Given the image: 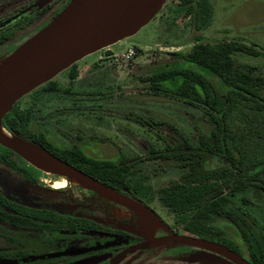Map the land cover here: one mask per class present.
<instances>
[{"label": "flooded vegetation", "instance_id": "1", "mask_svg": "<svg viewBox=\"0 0 264 264\" xmlns=\"http://www.w3.org/2000/svg\"><path fill=\"white\" fill-rule=\"evenodd\" d=\"M45 1L0 0V61L29 38L31 29L44 20L49 23L71 0ZM33 23L36 24L26 34L20 35V31ZM72 66L60 73L66 86L55 81L57 75L24 96L25 103L22 98L17 101L9 112L16 125L11 131L3 129L20 138L38 139L48 153L80 171L87 161L78 159V153L89 160L120 164L119 161L126 158L122 151L115 148L106 154L99 151L100 148L94 150L92 135L78 132L65 135L64 139L71 144L68 147L54 142L45 131L51 122H61L58 115L61 103L68 99L59 94L62 91L72 94L73 82L80 78L78 73L73 79ZM76 69L79 70L77 66ZM132 158H127L129 170L138 175L142 162L134 163L130 161ZM138 178L141 177L138 175ZM101 183L146 210L137 212L74 185V181L56 172L40 170L0 145V264H169L168 259L175 251H181L180 246L207 251L169 241V238L181 236L215 243L223 236L218 226V233L212 236L192 234L186 230L189 220L181 228L175 227L164 211L177 214L162 204H153L148 194L137 193L115 180ZM261 197L264 198V194ZM157 201L160 203L158 197ZM254 225V219L247 218L245 255L230 246L226 248L250 264H264V230L258 236ZM230 226L237 235L236 229ZM224 258L226 264H234Z\"/></svg>", "mask_w": 264, "mask_h": 264}, {"label": "rangeland", "instance_id": "2", "mask_svg": "<svg viewBox=\"0 0 264 264\" xmlns=\"http://www.w3.org/2000/svg\"><path fill=\"white\" fill-rule=\"evenodd\" d=\"M178 1L168 0L158 14L134 36L76 63L80 78L73 82L72 94L64 91L59 94V97L68 99L61 103V112L58 114L61 122H51L45 129L54 142L69 147L71 144L64 139L65 135H74L76 132L84 136L92 135L94 150L100 148L99 151L108 154L119 148L126 158L144 157L150 145L164 149V140H179V133L196 144L199 132H208V124L200 111L166 94H155L150 91L149 82L143 81L151 72L176 60V54H187L197 43L198 35L201 41L210 44L234 42L254 49L259 53L258 56L240 54L237 60L250 67L255 75L264 74V0H211L213 17L210 25L200 33L192 30L189 18L176 12ZM36 23L20 31V35L26 34ZM47 24L46 20L37 24L27 36L30 38ZM128 48H135V55L130 60L122 61L115 57ZM55 81L62 87L66 86L61 74ZM139 117L166 122L176 131L161 125L158 134L164 139L160 140L153 130L135 122ZM94 157L100 158L98 155ZM101 157L107 158L106 155ZM139 170L140 177H147L146 185L152 191L148 194L150 200L162 206L157 201L156 191L176 181L179 171L170 161H144L139 165ZM246 199L245 203L234 198V208L241 215L245 214L246 219H254V231L259 236L264 230V198L261 194L251 192ZM164 213L169 217V222L178 228L189 219L188 215H172L166 210ZM215 225L223 234L215 243L230 246L245 255L246 245L239 241L230 224L224 219H217ZM179 248L181 251H175L168 259L169 264H226L227 261L214 252L191 250L186 246Z\"/></svg>", "mask_w": 264, "mask_h": 264}, {"label": "trees", "instance_id": "3", "mask_svg": "<svg viewBox=\"0 0 264 264\" xmlns=\"http://www.w3.org/2000/svg\"><path fill=\"white\" fill-rule=\"evenodd\" d=\"M176 12L189 18L192 30L200 33L211 23L213 5L211 0H179ZM196 38L187 54H176V60L151 72L143 82H149L155 94H166L200 111L208 132H199L196 144L179 133V140H164V149L150 145L144 157L130 161L173 162L178 179L158 188L159 202L174 214L188 215L186 230L192 234L212 236L218 233L215 221L225 219L246 245V215L236 211L233 199L246 203L247 194H264V74L255 75L237 55L259 53L234 42L210 44L201 41L200 35ZM72 67L74 79L78 71L76 64ZM135 122L156 134L161 125L176 131L163 121L139 117ZM15 125L12 115H5L2 127L11 131ZM22 137L43 146L38 139ZM77 157L87 161L80 169L94 179L115 180L137 193H152L147 177L138 178L129 170L127 158L119 164L89 160L79 153Z\"/></svg>", "mask_w": 264, "mask_h": 264}, {"label": "water", "instance_id": "4", "mask_svg": "<svg viewBox=\"0 0 264 264\" xmlns=\"http://www.w3.org/2000/svg\"><path fill=\"white\" fill-rule=\"evenodd\" d=\"M45 1V0H43ZM168 0H71L45 27L0 61V145L40 170H56L106 199L143 213L141 204L60 161L43 147L7 133L1 121L21 98L85 57L128 39ZM46 2V1H45ZM250 264L225 246L173 236L168 239Z\"/></svg>", "mask_w": 264, "mask_h": 264}, {"label": "built area", "instance_id": "5", "mask_svg": "<svg viewBox=\"0 0 264 264\" xmlns=\"http://www.w3.org/2000/svg\"><path fill=\"white\" fill-rule=\"evenodd\" d=\"M135 55V48H128L126 51L121 53L119 56H115L116 58L122 61H128Z\"/></svg>", "mask_w": 264, "mask_h": 264}, {"label": "bare ground", "instance_id": "6", "mask_svg": "<svg viewBox=\"0 0 264 264\" xmlns=\"http://www.w3.org/2000/svg\"><path fill=\"white\" fill-rule=\"evenodd\" d=\"M6 135H9L8 133H5ZM43 171H51V172H56V174H58V175H62V176H64V177H66L63 173H59V172H57L56 170H43ZM66 178H68V177H66ZM68 179H70V180H72V181H74V185H77V186H81L82 184L79 182V181H77L76 179H74V178H68Z\"/></svg>", "mask_w": 264, "mask_h": 264}]
</instances>
